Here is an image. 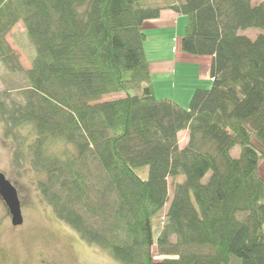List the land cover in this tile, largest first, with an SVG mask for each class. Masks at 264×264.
Wrapping results in <instances>:
<instances>
[{"label": "trees", "instance_id": "1", "mask_svg": "<svg viewBox=\"0 0 264 264\" xmlns=\"http://www.w3.org/2000/svg\"><path fill=\"white\" fill-rule=\"evenodd\" d=\"M170 1L186 16L181 50L212 57L210 87L187 106L152 89L143 23L163 5L0 0V64L28 84L22 103L0 100V117L9 131L32 126L38 189L55 216L115 259L264 264V4ZM20 21L35 51L28 69L6 40ZM179 176L167 206V178Z\"/></svg>", "mask_w": 264, "mask_h": 264}, {"label": "rangeland", "instance_id": "2", "mask_svg": "<svg viewBox=\"0 0 264 264\" xmlns=\"http://www.w3.org/2000/svg\"><path fill=\"white\" fill-rule=\"evenodd\" d=\"M165 1L169 0H144V3L158 6L165 4ZM260 2L264 4V0H254L253 3ZM260 32L262 30L259 28H245L239 33L253 39ZM6 40L18 54L21 66L24 69L30 68L35 51L27 40L21 21L10 29ZM27 85L24 73H10L0 64V100H6L8 104L22 103L20 91ZM129 93L139 94L140 90L130 89ZM125 95V92L109 93L102 96L101 100L116 99ZM5 124L0 117V172L4 173L18 192L23 221L19 226L11 223L6 205L0 197V264H39L42 258L56 264H124L115 259L109 251L83 241L76 231L55 216L38 189L39 181L43 180L44 175L34 169L32 164L31 148L28 145L34 134L32 126L25 123L9 131ZM187 134L186 130L178 135L180 147L186 144ZM239 150L237 146L233 147L232 156L237 157ZM182 179V176L167 178V206L175 184ZM163 214L164 212L157 215L154 221L155 234L161 229ZM84 215L86 216L85 213ZM151 249L156 255L155 258H159L156 246Z\"/></svg>", "mask_w": 264, "mask_h": 264}, {"label": "crops", "instance_id": "3", "mask_svg": "<svg viewBox=\"0 0 264 264\" xmlns=\"http://www.w3.org/2000/svg\"><path fill=\"white\" fill-rule=\"evenodd\" d=\"M167 4H163L158 17L143 23L145 57L155 97L171 98L187 106L194 89L210 87L212 57L190 55L181 50L179 40L186 26V16L165 6Z\"/></svg>", "mask_w": 264, "mask_h": 264}, {"label": "water", "instance_id": "4", "mask_svg": "<svg viewBox=\"0 0 264 264\" xmlns=\"http://www.w3.org/2000/svg\"><path fill=\"white\" fill-rule=\"evenodd\" d=\"M0 197L10 214L11 223L14 226L22 224L23 215L21 212L18 192L12 182L5 177L3 172H0Z\"/></svg>", "mask_w": 264, "mask_h": 264}, {"label": "flooded vegetation", "instance_id": "5", "mask_svg": "<svg viewBox=\"0 0 264 264\" xmlns=\"http://www.w3.org/2000/svg\"><path fill=\"white\" fill-rule=\"evenodd\" d=\"M8 213V212H7ZM9 214V213H8ZM10 215V214H9ZM39 264H56L55 262H50L46 259H43L39 261Z\"/></svg>", "mask_w": 264, "mask_h": 264}]
</instances>
